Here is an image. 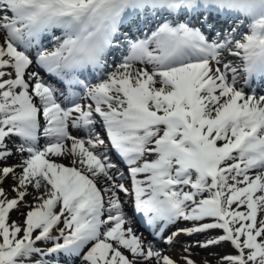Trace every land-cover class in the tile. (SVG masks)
Segmentation results:
<instances>
[{"label": "snow or ice", "instance_id": "obj_1", "mask_svg": "<svg viewBox=\"0 0 264 264\" xmlns=\"http://www.w3.org/2000/svg\"><path fill=\"white\" fill-rule=\"evenodd\" d=\"M0 264H264V0H0Z\"/></svg>", "mask_w": 264, "mask_h": 264}, {"label": "bare ground", "instance_id": "obj_2", "mask_svg": "<svg viewBox=\"0 0 264 264\" xmlns=\"http://www.w3.org/2000/svg\"><path fill=\"white\" fill-rule=\"evenodd\" d=\"M49 47H51V46H49ZM65 163H67V161H65ZM130 215H131V213H130ZM15 218H17V214H16V213H13V219H15ZM139 218H140V217H139ZM134 220H135V223H136V221H138V214L134 217ZM140 222H141V219H140ZM141 223H143V222H141ZM134 226H136V224H135ZM146 226H147V225H146ZM185 226H186V225H185L184 223H180V224H178V228H180V227H185ZM147 227H148V226H147ZM148 229H149V228H148ZM150 231H151V230L149 229V235H146L145 237H146L147 239H149V240H152L153 237H152V235H150ZM200 239H203V237H201V236H197V235H194V236H191V237H189V236H181V237H180V240H181V241H185V242H192V241L200 240ZM154 242L159 243V247L162 248V249L167 248V244H166L165 242H163V241H160L159 238H157L156 241H154ZM221 250H223V249H206V250H202V249H194V252L198 253V254L195 256V258H196L197 260H200L202 257L207 256V254L210 253V252H216V251H221ZM229 250H230V249H229ZM178 251H179V248L177 247L176 249H173V253H172V254H175V253L178 252Z\"/></svg>", "mask_w": 264, "mask_h": 264}, {"label": "rangeland", "instance_id": "obj_3", "mask_svg": "<svg viewBox=\"0 0 264 264\" xmlns=\"http://www.w3.org/2000/svg\"><path fill=\"white\" fill-rule=\"evenodd\" d=\"M252 86H253L254 88H255V87H257V85H256V84H253ZM176 227L178 228V225H176ZM142 229H144V228H142V227H139L137 231L141 232V234H144V232H143V230H142Z\"/></svg>", "mask_w": 264, "mask_h": 264}]
</instances>
